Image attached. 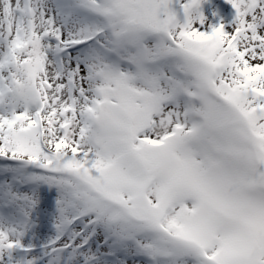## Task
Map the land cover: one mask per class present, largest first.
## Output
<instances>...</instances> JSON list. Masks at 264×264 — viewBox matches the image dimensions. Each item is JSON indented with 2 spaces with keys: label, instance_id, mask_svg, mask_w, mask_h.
<instances>
[{
  "label": "snow or ice",
  "instance_id": "6c2138e0",
  "mask_svg": "<svg viewBox=\"0 0 264 264\" xmlns=\"http://www.w3.org/2000/svg\"><path fill=\"white\" fill-rule=\"evenodd\" d=\"M0 264H264V0H0Z\"/></svg>",
  "mask_w": 264,
  "mask_h": 264
},
{
  "label": "clouds",
  "instance_id": "9594fccd",
  "mask_svg": "<svg viewBox=\"0 0 264 264\" xmlns=\"http://www.w3.org/2000/svg\"><path fill=\"white\" fill-rule=\"evenodd\" d=\"M201 98L204 100L205 104L210 106V101L205 96H202Z\"/></svg>",
  "mask_w": 264,
  "mask_h": 264
}]
</instances>
